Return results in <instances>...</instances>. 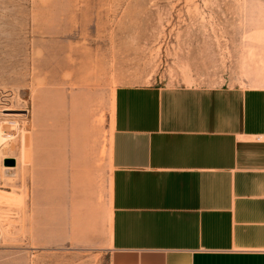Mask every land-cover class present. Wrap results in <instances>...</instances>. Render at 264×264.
Returning a JSON list of instances; mask_svg holds the SVG:
<instances>
[{
    "label": "rangeland",
    "instance_id": "374dc122",
    "mask_svg": "<svg viewBox=\"0 0 264 264\" xmlns=\"http://www.w3.org/2000/svg\"><path fill=\"white\" fill-rule=\"evenodd\" d=\"M263 75L264 0H0V264H109L118 87Z\"/></svg>",
    "mask_w": 264,
    "mask_h": 264
},
{
    "label": "crops",
    "instance_id": "0c3cea01",
    "mask_svg": "<svg viewBox=\"0 0 264 264\" xmlns=\"http://www.w3.org/2000/svg\"><path fill=\"white\" fill-rule=\"evenodd\" d=\"M110 162L109 264H264V75L118 87Z\"/></svg>",
    "mask_w": 264,
    "mask_h": 264
},
{
    "label": "bare ground",
    "instance_id": "6f19581e",
    "mask_svg": "<svg viewBox=\"0 0 264 264\" xmlns=\"http://www.w3.org/2000/svg\"><path fill=\"white\" fill-rule=\"evenodd\" d=\"M6 111H9L10 109H5ZM3 129H4V125L2 123H0V134L3 133ZM3 138V137H2ZM1 175V174H0ZM5 198H7V195H5L4 193H2L0 191V200L3 201L5 200Z\"/></svg>",
    "mask_w": 264,
    "mask_h": 264
}]
</instances>
